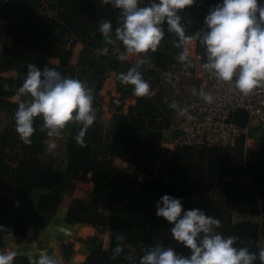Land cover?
<instances>
[{
  "label": "trees",
  "instance_id": "trees-1",
  "mask_svg": "<svg viewBox=\"0 0 264 264\" xmlns=\"http://www.w3.org/2000/svg\"><path fill=\"white\" fill-rule=\"evenodd\" d=\"M149 2L141 0L140 6ZM218 2L197 0L182 10L185 34L192 36L201 31L209 8ZM102 19L112 21V44L105 43L99 30ZM121 23L120 10L112 0H0V36L11 41L0 44V111L7 113L6 126L0 129V251L6 242L5 227L11 226L17 238L27 236L30 221L24 202L34 190H47L36 216L40 226H47L64 201L68 186L76 178L85 177L93 182V199L101 208L72 207L67 216L69 223L97 229L84 264H140V258L157 242L190 255L183 245H174L171 225L156 216V202L164 194L182 197L186 210L201 208L218 218L221 227L217 231L225 237H236L234 246L249 248L257 254L254 264H261L264 133L257 150L248 147L246 135L226 148L172 146L171 130L179 124L181 102L172 92L174 74H194L198 64L207 62L206 49L195 40L199 58L188 56V61H180L178 57L186 45L177 46L180 37L168 31L165 23V35L156 51L138 54V60L128 55L122 61L118 57L125 48L115 37ZM73 36L75 40L69 45ZM104 47L108 48L107 54L100 51ZM15 59L25 63L22 78L9 75ZM30 64L55 68L93 88L96 120L87 130L83 146L75 139L80 123L67 125L59 137H49L41 117L34 120L32 143L20 139L15 112L21 102L31 99L19 91ZM135 65H139L154 95L137 96L133 85L123 84L118 78ZM110 76L115 79L117 95L110 98L111 117L106 121L102 90ZM16 95L18 101L12 99ZM172 104L176 107H170ZM49 138L57 145L52 155L46 153ZM116 158L127 166L116 165ZM241 201L248 202L252 216H261L262 220H235L234 212ZM120 207L137 212L139 217L120 215L116 211ZM104 232L110 237L107 247L100 236ZM118 246L122 249L119 253ZM64 249L70 259L72 247L65 245ZM13 264L32 263L26 257L15 256Z\"/></svg>",
  "mask_w": 264,
  "mask_h": 264
},
{
  "label": "clouds",
  "instance_id": "clouds-1",
  "mask_svg": "<svg viewBox=\"0 0 264 264\" xmlns=\"http://www.w3.org/2000/svg\"><path fill=\"white\" fill-rule=\"evenodd\" d=\"M196 3L197 0H150L146 6H140L141 0H112L122 18L115 37L122 42L125 51L118 58L123 61L129 54L156 51L165 35L163 25L166 23L168 31L180 37L178 47L193 40L200 41L207 55L203 67L217 80L234 85L243 94L264 84V0H219L209 8L201 31L188 36L181 24L180 12ZM99 30L106 44L114 43L111 20H100ZM100 51L107 54L108 48ZM188 56L189 49L184 47L178 59L188 61ZM28 67L19 91L29 94L31 99L21 102L15 112L20 139L25 144L32 143L31 137L36 131L34 120L41 117L49 137H59L69 123L79 122L82 127L75 139L83 146L87 130L96 120L93 88L85 81L62 75L55 68L41 69L34 64ZM138 67L129 68L118 78L123 84L133 85L135 95L150 97L154 92L150 91ZM193 95L197 93L194 91ZM198 95L207 103L214 100L210 92L202 89ZM185 112L186 109H182L180 114ZM49 147L54 149L57 145L52 143ZM155 207L156 216L171 225L174 245H183L190 250V255L178 252L175 246L157 242L140 258V264H254L257 260V254L249 248L234 246L236 237H225L217 231L221 227L218 218L201 208L186 210L182 197L164 194ZM121 251L118 246L116 252ZM16 255L15 251H0V264H13ZM259 259L264 264V248L259 249ZM32 264H58V261L41 252Z\"/></svg>",
  "mask_w": 264,
  "mask_h": 264
},
{
  "label": "crops",
  "instance_id": "crops-1",
  "mask_svg": "<svg viewBox=\"0 0 264 264\" xmlns=\"http://www.w3.org/2000/svg\"><path fill=\"white\" fill-rule=\"evenodd\" d=\"M11 41L4 36H0V44H10ZM195 46L196 41H192ZM25 63L22 60L15 59L12 64L9 75L13 78H22L24 75ZM6 75V74H5ZM178 84L185 86L186 94L190 93L191 86L195 84L196 79L191 76L187 81H184V77ZM102 94L105 99V115L104 120H108L111 117V109L109 107L110 98L112 95H117L116 82L114 77L107 78ZM14 101H18L19 97L16 95L12 98ZM127 110V106H126ZM7 113L0 111V129H3L6 125ZM79 122H71L69 127H75ZM251 136L248 139V147L257 150L259 148L260 136L264 133V123L254 125L250 130ZM55 143L53 138H49L46 141V153L52 155L55 148L49 146ZM115 164L118 166L126 167L127 163L120 158L115 159ZM47 193L45 189H36L25 200L24 207L26 215L30 221V227L28 234L25 238H17L12 232L11 226L5 227V244L2 250L15 251L16 256H23L30 260L38 258L41 252L47 253L49 256H54L58 264H84L90 253V243L94 236L98 234L97 229L87 224H72L67 221V216L70 208H85V209H100L101 204L94 201L93 182L89 178L78 177L71 183L65 194L64 201L60 208L56 212L47 226H40V223L36 220L37 212L39 209L40 199ZM120 215L125 212L126 217H139V214L134 211L125 209L124 207L118 208ZM130 215V216H127ZM133 215V216H131ZM243 216L237 218V216ZM235 220L251 219L256 222L262 220L261 216H252L250 204L246 201H241L238 204V209L234 212ZM100 236L104 237V245H109L110 237L108 232H104ZM72 247L74 253L70 259L66 256V250L64 247ZM1 250V251H2Z\"/></svg>",
  "mask_w": 264,
  "mask_h": 264
},
{
  "label": "built area",
  "instance_id": "built-area-1",
  "mask_svg": "<svg viewBox=\"0 0 264 264\" xmlns=\"http://www.w3.org/2000/svg\"><path fill=\"white\" fill-rule=\"evenodd\" d=\"M74 40L75 36L70 39L69 45ZM196 46L192 41L186 44L189 57L199 58ZM184 75L180 72L174 74L175 87L179 86ZM192 75L196 83L191 96L181 100L179 104V124L176 127H180L183 134L173 140L172 146L205 145L226 148L234 146L241 135H246L248 142L251 127L264 123V84L249 94H243L234 85L217 80L201 64L197 65L196 72ZM201 89L213 95L212 103L205 102L198 95ZM194 91L197 95H193ZM239 108L246 109L249 114L246 128L228 122L230 114ZM182 109H186L184 115L180 114Z\"/></svg>",
  "mask_w": 264,
  "mask_h": 264
},
{
  "label": "water",
  "instance_id": "water-1",
  "mask_svg": "<svg viewBox=\"0 0 264 264\" xmlns=\"http://www.w3.org/2000/svg\"><path fill=\"white\" fill-rule=\"evenodd\" d=\"M228 122H233L240 127L246 128L249 124V114L246 109L239 108L230 114ZM182 134L183 130L180 127H175L171 130L173 140L178 139Z\"/></svg>",
  "mask_w": 264,
  "mask_h": 264
},
{
  "label": "rangeland",
  "instance_id": "rangeland-1",
  "mask_svg": "<svg viewBox=\"0 0 264 264\" xmlns=\"http://www.w3.org/2000/svg\"><path fill=\"white\" fill-rule=\"evenodd\" d=\"M77 50H79V48H77ZM129 58L130 59H135V60H138V58H139V56H138V54H129ZM191 76H193V75H189V74H185L183 77H184V81H187L186 79H188L189 77H191ZM182 77V78H183ZM181 80H183V79H181ZM196 83V82H195ZM180 84H181V82H180ZM179 84V86L178 87H173L172 88V92L174 93V95L176 96V97H178V98H181V100H186V99H189L190 98V96H191V93H192V90H193V88H194V86H195V84H193V85H190L191 87L189 88V89H191L190 91V93H187L186 94V91H185V89H187L185 86H182V85H180ZM117 212L119 211L118 209L116 210ZM132 211V210H131ZM123 215L125 216V212L123 213ZM127 216H130V215H128L127 214ZM131 216H133V215H131ZM239 217H243L242 215L240 216H237V218H239ZM244 218V217H243Z\"/></svg>",
  "mask_w": 264,
  "mask_h": 264
}]
</instances>
